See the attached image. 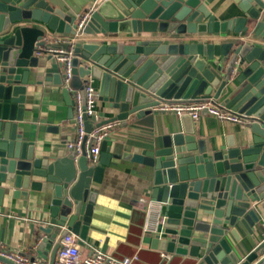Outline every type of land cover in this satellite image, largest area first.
I'll return each mask as SVG.
<instances>
[{"label":"water","instance_id":"obj_1","mask_svg":"<svg viewBox=\"0 0 264 264\" xmlns=\"http://www.w3.org/2000/svg\"><path fill=\"white\" fill-rule=\"evenodd\" d=\"M214 1L109 0L78 31V20L48 0H0V208L33 198L42 202L47 220L38 256L46 259L53 248L54 264L59 238L70 233L86 243L98 198L94 184L102 183L110 157L108 141L97 165L85 153L76 159L74 151L42 155L19 132L32 71L43 69L47 81L62 87L63 64L50 52L69 48L57 42L56 35H65L75 38L73 78L98 80L100 100L118 112L108 122L127 126L131 115L144 117L161 100L223 99V108L248 117L239 145L230 139L209 154L186 117L183 133L125 158L153 170L152 200L164 205L154 250L189 256L196 264H264V240L245 255L227 241L228 235L241 241L238 227L254 235L261 224L264 46L243 37L212 41L228 33L264 40V0H233L244 16L226 22L209 10ZM62 93L73 117L72 94L65 88ZM86 127L92 130L89 122Z\"/></svg>","mask_w":264,"mask_h":264},{"label":"crops","instance_id":"obj_2","mask_svg":"<svg viewBox=\"0 0 264 264\" xmlns=\"http://www.w3.org/2000/svg\"><path fill=\"white\" fill-rule=\"evenodd\" d=\"M48 1L54 8L61 10L68 19L79 21L81 17L103 9L109 0ZM209 10L220 22L244 16L233 0H215L209 6ZM36 25L40 26L37 23ZM56 36L57 41L75 40L65 35ZM241 37L264 46L263 39L249 33L240 35L228 33L213 37L212 41L225 43ZM176 41L178 39L173 38L170 42L177 43ZM34 71L29 77L27 103L23 122L19 124V132L24 133L26 139L35 143L42 155L56 157L60 152L68 154L70 151L66 145L76 135L75 125L70 117L71 106L64 98L62 87L47 81L43 69ZM80 81L83 87L85 79L78 78V82ZM94 85L99 94V81L95 79ZM164 101L166 100H161ZM222 101L223 99L216 103L221 105ZM149 111L150 113L140 118L131 115L127 126L118 122L119 126L111 134L107 145L110 154L109 164L104 167L102 183L94 184L98 198L87 241L81 245L83 257H88L99 250L117 259L137 255L139 260L133 264H196L189 256L182 257L176 254H170L171 259L163 262V252L152 247L155 235L143 231L147 204L152 200L153 170L133 161V158H125V155L161 147L164 137L184 132L183 119L186 118L171 113H157L152 109ZM96 114L99 124H105L116 117L118 112L110 108L109 102L102 101L99 97ZM192 123L197 141H204L209 154L227 147L230 139L239 145L241 137L247 132L245 126L219 121L207 113L203 114L198 122ZM45 211L42 202L35 198L30 202L23 200L13 204L6 202L4 207L0 208V249L32 254L39 262L51 264L53 248L45 255L46 259L38 256V249L34 250L45 237L40 231V227L47 220ZM258 215L261 224L256 225L254 235H250L246 228L241 226L238 227L241 238L239 243L231 235L227 237V241L240 255L253 251L264 240V201L260 203Z\"/></svg>","mask_w":264,"mask_h":264},{"label":"built area","instance_id":"obj_3","mask_svg":"<svg viewBox=\"0 0 264 264\" xmlns=\"http://www.w3.org/2000/svg\"><path fill=\"white\" fill-rule=\"evenodd\" d=\"M89 19L88 16L81 17L77 23L78 31L84 29ZM57 42H68L69 48L52 50L59 62L63 64L64 79L62 88L68 89L73 98V123L76 129V135L73 140L67 143V149L76 153V159L86 154L89 161L97 165L100 162L102 154V145L109 141L113 130L119 126L118 122H108L99 125L96 114V106L99 98L98 91L95 88V79L92 76L85 78L84 86L81 89H73L71 82L73 80V61L75 55V40H66ZM42 56V52L36 53ZM157 113H171L180 118L188 117L194 122H198L203 113L207 111L208 115L222 122H228L236 125L245 126L249 119L245 114H238L231 110L223 108L214 101L203 102H185V101H164L158 106L152 108ZM92 125V130H87L86 124ZM164 205L157 201H149L146 210V222L143 226L144 233L157 235L160 233L163 222ZM38 249V245L34 250ZM171 259L170 254H162L163 262ZM137 255L133 257H124L117 259L107 255L99 250L88 257H83L82 247L79 238L75 234H68L59 240V248L54 264H133L138 261ZM0 264H43L36 260L32 254H22L17 251H8L0 249Z\"/></svg>","mask_w":264,"mask_h":264},{"label":"rangeland","instance_id":"obj_4","mask_svg":"<svg viewBox=\"0 0 264 264\" xmlns=\"http://www.w3.org/2000/svg\"><path fill=\"white\" fill-rule=\"evenodd\" d=\"M71 87L73 88V89H81L82 88V85H81V81L80 82H78V78H73V80H72V82H71Z\"/></svg>","mask_w":264,"mask_h":264}]
</instances>
